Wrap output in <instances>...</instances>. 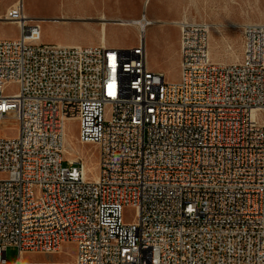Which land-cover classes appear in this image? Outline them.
<instances>
[{"label": "built area", "instance_id": "2783aa9c", "mask_svg": "<svg viewBox=\"0 0 264 264\" xmlns=\"http://www.w3.org/2000/svg\"><path fill=\"white\" fill-rule=\"evenodd\" d=\"M25 12L9 10L19 35L0 39V121H18L0 138V264H264V23L225 63L208 23L176 21L170 81L149 66L152 19L134 22L133 47L57 45ZM69 119L98 148L96 178L64 156ZM66 242L71 263L25 259Z\"/></svg>", "mask_w": 264, "mask_h": 264}, {"label": "rangeland", "instance_id": "374dc122", "mask_svg": "<svg viewBox=\"0 0 264 264\" xmlns=\"http://www.w3.org/2000/svg\"><path fill=\"white\" fill-rule=\"evenodd\" d=\"M24 0L23 7L27 16L42 20L44 43L58 44L77 34L90 33L101 40L103 20L107 18L108 40L121 48L136 46L139 42L137 25L120 24V19L113 20L110 15L119 13L141 18L145 11L149 19L158 18L150 27L146 37L148 60L151 69L163 72L170 81L180 78L179 28L174 23L181 19L205 21L210 25V51L213 61L232 63L242 58V32L244 26L264 23V0ZM20 7V0H0V39L16 38L19 27L17 17H7L14 6ZM21 7V9H23ZM92 10H91V8ZM89 8V9H88ZM7 17V18H6ZM11 19V20H8ZM148 27V28H149ZM160 37L164 44H159ZM81 38V36H80ZM16 87L7 88L13 93ZM66 147L70 154L65 157L71 160L83 158L89 176L98 174V148L94 144H80L79 123L77 119L66 122ZM18 134V121L7 117L0 121V138H13ZM64 164H68L67 161ZM5 177L0 174V178ZM135 209L126 208L125 221H131ZM76 247L72 242L63 244L59 254L27 253L26 260L64 262L74 261ZM18 258V249L8 247L7 259L13 263ZM71 261V262H70Z\"/></svg>", "mask_w": 264, "mask_h": 264}, {"label": "crops", "instance_id": "0c3cea01", "mask_svg": "<svg viewBox=\"0 0 264 264\" xmlns=\"http://www.w3.org/2000/svg\"><path fill=\"white\" fill-rule=\"evenodd\" d=\"M92 2H97V1L93 0ZM90 3H91V1H90ZM21 6H22V3L20 2V8H21ZM91 10H92V8H91ZM143 13H146V12L144 11ZM146 15H147V13H146ZM110 16H111V19H113V20H117V19L121 20V19H127V18L134 17V15L124 14V13H119V14H116V15L113 14V15H110ZM147 17H148V15H147ZM155 19L157 20L158 18H153L152 20L156 21ZM123 26H126V25H123ZM149 31H150V27L147 29V33H146L145 37H147V35L149 34ZM80 36H81V38H80ZM56 42H58V44H63V45H84V46L104 44V45L109 46V47L121 48V47H118L117 44L112 43V42H110L108 40V29L106 30V42L103 40V43H102V38H101V40H99L95 35L90 34V33L77 34V35L71 37V39H68L66 41L58 40ZM157 42L159 44H162V43L164 44V42H162L160 37L157 38Z\"/></svg>", "mask_w": 264, "mask_h": 264}, {"label": "bare ground", "instance_id": "6f19581e", "mask_svg": "<svg viewBox=\"0 0 264 264\" xmlns=\"http://www.w3.org/2000/svg\"><path fill=\"white\" fill-rule=\"evenodd\" d=\"M23 1L24 0H20V2L21 3H23ZM90 1L91 0H88V2L90 3ZM149 2V0H146V4ZM21 7H23V4H22V6ZM89 9V8H88ZM19 18H17V20H16V22L18 23V20ZM101 19L103 20V22H102V28H101V38H102V43H103V40L106 42V30H107V28H106V21H107V18L106 17H101ZM148 20H150L148 17H146V19H141V18H137V19H121L120 20V24H122V25H128V23L129 22H131L132 24L131 25H135L134 24V22H138V23H140V24H142L143 26H146V22L148 21ZM156 22V21H155ZM154 22V23H155ZM175 23V22H174ZM153 24V23H152ZM139 28V27H138ZM147 29H148V27H146V33H147ZM146 33H145V36H146ZM66 139H67V136H66ZM65 153L66 154H70V152H69V150H68V148L67 147H65ZM97 177V175L95 176V178ZM71 262V261H70Z\"/></svg>", "mask_w": 264, "mask_h": 264}]
</instances>
